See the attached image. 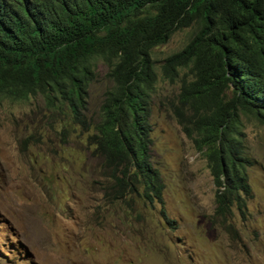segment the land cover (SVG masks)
Returning <instances> with one entry per match:
<instances>
[{"label": "trees", "instance_id": "obj_1", "mask_svg": "<svg viewBox=\"0 0 264 264\" xmlns=\"http://www.w3.org/2000/svg\"><path fill=\"white\" fill-rule=\"evenodd\" d=\"M186 29L162 74L178 85L174 116L207 158L215 216L227 222L250 192L248 161L229 132L239 114L264 126V0H0V102L42 97L86 129L85 99L103 66L109 88L87 144L122 186L160 199L151 55Z\"/></svg>", "mask_w": 264, "mask_h": 264}, {"label": "rangeland", "instance_id": "obj_2", "mask_svg": "<svg viewBox=\"0 0 264 264\" xmlns=\"http://www.w3.org/2000/svg\"><path fill=\"white\" fill-rule=\"evenodd\" d=\"M190 34L175 33L151 55L160 199L122 186L87 144L109 88L103 66L85 99L86 129L42 97L0 102V264H264V126L239 114L229 132L248 161L250 192L223 222L207 158L174 116L178 85L162 74Z\"/></svg>", "mask_w": 264, "mask_h": 264}]
</instances>
